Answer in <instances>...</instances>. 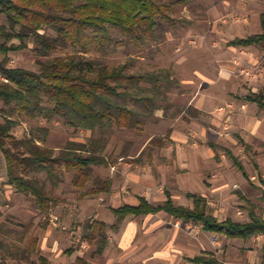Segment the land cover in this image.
Segmentation results:
<instances>
[{
	"label": "trees",
	"instance_id": "obj_1",
	"mask_svg": "<svg viewBox=\"0 0 264 264\" xmlns=\"http://www.w3.org/2000/svg\"><path fill=\"white\" fill-rule=\"evenodd\" d=\"M190 3L191 0H0V11L7 22L0 25V151L6 163V183L34 201L39 213L46 216L45 226L50 222L53 207L65 201L57 190L67 173L75 171L72 183L77 189L92 185L88 195L111 192V182L97 176L94 167L109 165L106 153L117 129H135L157 119L158 109L170 108V92L179 85L174 67L149 69L135 55L111 65L109 57L121 47L138 51L144 47L160 48L176 26L172 17L174 7ZM260 18L261 32L237 37L230 44L264 51V13ZM32 38L42 58L39 70L9 66L10 53L27 49ZM14 39L20 43H14ZM63 48H73L75 52L53 57ZM92 48L98 54H92ZM248 99L264 111V92ZM41 117L59 118L74 129L89 130L92 134L86 142L70 141L59 150L47 145V127L17 136L15 129L23 121ZM151 143L162 144L158 140ZM223 150L240 170H245L231 149ZM257 176L264 184L260 171ZM192 198V207L175 203L170 195L157 206L140 197L137 205L112 207L116 221H86L82 241L95 247L92 256L103 254L110 243V233L120 231L128 216L160 211L175 219L199 223L204 231L229 239L250 241L264 235V216L255 205L249 210V221L220 220L206 198ZM34 226L31 221L18 230L0 221V232L12 239L10 243H0V264H8L9 259L26 264H54L40 253L38 238L29 236ZM68 251H74V247ZM190 261L228 264L209 252ZM86 262L79 257L75 264Z\"/></svg>",
	"mask_w": 264,
	"mask_h": 264
},
{
	"label": "rangeland",
	"instance_id": "obj_2",
	"mask_svg": "<svg viewBox=\"0 0 264 264\" xmlns=\"http://www.w3.org/2000/svg\"><path fill=\"white\" fill-rule=\"evenodd\" d=\"M217 1V8L225 6L223 3L224 0ZM239 1L245 3V8H243L244 6H234L230 10H223L224 8H221L217 10L218 13L214 18L207 14L210 11L206 12L204 9L202 12H199L197 8H193L194 5H177L174 7L172 13L176 26L168 32L167 40L160 44V48L158 47L159 50L155 46L154 48L144 47L143 50L139 51L135 50L134 47H121L117 53L109 57V63L111 65L124 62L129 55L141 57L149 69L174 67L175 62L179 59H181L185 65L179 76H177L176 72L179 85L170 92V103L168 104L170 108L167 111L163 107L158 109L155 113V118L157 119H153L135 129H117L106 153L109 165L95 166L94 170L97 176H100V174H104L105 176L108 172H112V165L114 167L116 166L114 171L117 173L118 170L127 166L125 165L126 163H132L133 158L126 157L121 160L122 153H127L134 148H138L139 150V148L145 146V152H148L152 146H155V144L151 143L152 140L164 141L169 139V128L167 124L159 123L160 119L158 114L160 112L164 111V113H167L173 110L172 112H176L177 117L183 119L187 117V113L192 111L191 108H187L186 106H177L175 102H173V99L176 93L178 95L183 93L187 94L189 85L182 83L181 79L186 81L197 80L192 77L194 74V63L204 59H213V50L209 53L207 52V54L204 53V42L208 43V48L211 47V49L214 48L215 50L219 48L222 52H225L227 50V42L231 40L233 36H248L262 31L258 25V17L264 11V0ZM198 14L202 16L199 17L197 16ZM205 14H207V16H205ZM2 24H7V22L6 16L0 11V25ZM209 34L211 36V41L205 39V35ZM13 42L16 44L20 43L18 39H14ZM35 47L36 44L32 38L29 40V47L27 49L11 52L9 66L24 67L29 70L38 71L40 68L39 60H42V58L38 56ZM206 48L207 47H205V49ZM91 51L92 54H98L95 48H92ZM73 52H75L73 48H63L55 52L53 57L64 56ZM172 63H174L173 66ZM219 63L221 65L224 64L226 67H230L229 65L235 67L233 69V75L223 77L222 83L216 85V87H218L216 90L219 91L218 95L224 98L220 106L234 102L235 108L229 113H221L222 119L219 118V120L224 124L229 123V127H227V129L225 128L226 130L222 128V132L225 133L224 138H216V144L231 149L242 161L250 178L246 177L243 172L238 169L233 159L225 154V151L221 148H217L213 157H208L209 155L204 153L203 158L205 157L206 180L213 178L217 180L221 179L223 189L222 193H217L215 195L211 193L208 197L212 200L214 212L220 220L234 218L238 221L246 222L250 220L249 210L252 204L255 205L256 210L264 216V198L262 197L264 188L257 176L258 168L256 167V162H258L257 151L264 150V147L259 146V144L252 139L249 140L251 143H247L246 134L250 132V127L241 125V120L236 121L237 123L232 121L233 118H236V115L242 113L238 110L242 108L240 106L241 102L249 104L246 99L249 95L254 93L253 90H251L252 88H255L257 93L261 90L264 91V51L258 47H250L245 51L237 49V52L232 56L222 55ZM211 68L212 66L210 70H208V76L212 78L213 70H211ZM197 69L199 72H202L201 69ZM1 79L2 77L0 76V80ZM190 89H192V87ZM241 93H243V95ZM226 94H230V97L228 98ZM175 98H180L183 102L186 96H176ZM206 114L212 116L209 112ZM258 114L260 118H264V111L260 110ZM231 115H233L232 120H230ZM2 120L3 117L0 115V121ZM40 127H47L50 129L47 145L57 148V150L64 148L70 141L86 142L92 134L89 130L74 129L66 125L64 121L59 118L49 120L45 117L25 120L15 129V132L17 136L22 137L24 134L30 133L32 129L35 130ZM196 140H198V138ZM200 141L203 142L202 139ZM164 142L166 143L167 141ZM207 142L208 141L201 144L204 145L203 151L208 148L206 145ZM191 143L194 142L191 141ZM255 148H257V151H255ZM6 174L5 159L0 151V221L18 230H23L24 224L33 221L35 226L29 233V236H35L40 240L44 232L43 228L47 220L46 216L39 213L32 199L26 197L24 194L18 193L13 186L6 183ZM74 175V170L66 174L65 181L57 190V194L63 198L64 194L61 195L60 192L68 193L69 198L71 197L73 199V212L78 215L83 210L81 207H83L85 209V215H81L80 218L75 216V219L72 220L74 224V233L69 231L71 226V221L69 220L67 232L65 231L64 236H70V239L74 242V250L80 251L82 255L89 258L95 247L87 241H82V229L86 221L95 218L94 212L95 208H97V201L91 203L90 207L87 204H82L83 202L81 200L85 197V192H87L92 185L90 184L85 189L77 190L72 183ZM79 193H81L82 196H79ZM241 196H244L245 199ZM81 197L83 198L81 199ZM98 197L99 196H89L86 198L97 199ZM64 199L65 201L53 207L54 215V209L56 210L57 206L70 203V201H67V198ZM108 203L112 204L110 202ZM120 203L121 202H116V204ZM239 212H242V214ZM166 219L168 221L165 220V222L169 224H177L176 220L172 217H167ZM105 220L114 222L113 215L110 213ZM48 225H50V222ZM184 225V223H181L177 227L179 229L184 228L185 233L192 239H199L203 236L207 248L209 249L208 252L215 254L228 264H244L246 262L264 264V252L262 251L264 237L252 238L250 241L229 239L223 234L204 232L202 226L193 221H189L185 226ZM13 238H17V236H13ZM112 238H114V236ZM214 238L217 242L214 241ZM11 240L10 237L0 232V243H10ZM8 264H26V262L9 259ZM73 264H75V262Z\"/></svg>",
	"mask_w": 264,
	"mask_h": 264
},
{
	"label": "crops",
	"instance_id": "obj_3",
	"mask_svg": "<svg viewBox=\"0 0 264 264\" xmlns=\"http://www.w3.org/2000/svg\"><path fill=\"white\" fill-rule=\"evenodd\" d=\"M216 1L191 0V3L186 6L194 5L193 8H197L199 12H202L204 9L206 12L210 11L207 14L213 18L218 13L217 10L221 8H224L223 10H230L234 6H244L243 8H245V3L239 0H224L225 6L217 8L218 1ZM261 14L258 17L260 28ZM197 16L201 17L202 15L198 14ZM237 37L246 36H233L227 42V50L225 52H222L219 48H216V50L214 48L211 49V47L208 48V43H203L204 53L207 54V52L214 51L213 59H204L194 63V74L192 77L197 80L186 81L181 79L182 83L189 85V89L187 94H174L173 99V102L177 106L183 105L191 108L192 111H188L187 117L183 119L177 117L176 112H172L173 110L167 113L163 111L158 114L159 123L167 124L169 128V139L164 140L167 142L158 140L162 144L152 146L148 152H145V146L139 148V150L138 148H134L124 153L125 155L121 156L120 159L122 160L126 157L133 158L132 163H126L125 165L127 166L121 167L122 169L118 170L117 173L114 171L116 166L112 165V172H108L105 176L104 174H100V177L104 180L111 182V192L88 195L86 194L87 191L84 194L85 197H81V199L83 198L81 200L82 204H87L89 207L91 203L97 201V208H95L94 212L95 218L106 221L105 218L111 213L115 222L116 217L112 211V207L117 208L125 204L137 205L140 202V197H145L157 206L162 204L168 198V195L172 197L175 203L191 207L193 206L192 196L204 197L211 211L213 210L212 212L216 216L212 200L208 196L211 193L212 195L222 193V183L221 179L217 180L213 178L206 180V165L203 154L205 153L209 155L208 157H213L217 148L223 150V146L216 144V138H224L225 133L222 132V128L226 130L229 127V123L224 124L219 120V118L222 119L219 106L224 98L218 95L219 91L216 90L218 88L216 85L222 83L223 77L233 75V69L235 68L233 65H229L230 67H226L224 64L221 65L219 62L222 55L232 56L237 52V49L245 51L250 48L231 45L230 42ZM205 39L211 41L210 34L205 35ZM205 47L207 48L205 49ZM173 65L174 63H172ZM184 65L181 59L175 62L174 68L176 69L177 76L181 73ZM211 66V70H213L212 78L208 76V70H210ZM197 68L201 69L203 73L199 72ZM191 87L192 89H190ZM251 90H253V94L257 93L255 88ZM259 92L264 91L261 90ZM241 94L243 95V93ZM182 95L183 97L186 96L183 102L180 98H175ZM226 96L229 98L230 94H226ZM246 100H248L249 104L241 102V105L244 104L246 107L238 109L242 113L236 115V118H233L232 122L241 120V125H244V127L249 126L250 132L246 134L247 143H251L249 140L252 139L259 146L264 147V118H260L258 114L260 107L257 102L251 101L248 98ZM207 112L211 113L212 116L206 114ZM232 117L233 115H231L230 120H232ZM197 138L198 140H196ZM201 139L204 143L208 141L206 144L207 150L203 151L204 145H201L203 143L200 141ZM191 141L194 143H191ZM255 151H257V148H255ZM263 151H257L258 162H256V167L264 178ZM240 171L250 178L246 169L244 170L245 173L243 170ZM262 185L264 188L263 183ZM60 194H64L63 198H67V201H70V203L61 204L57 206L56 210L54 209L57 224L45 226L43 228V235L39 240L40 253L52 260L54 264H73L79 257H84L87 260L86 264H195L190 261L191 258L209 251L203 236L199 239H192L185 233L184 228L179 229L177 227L181 223L186 225L187 222L175 219L165 211H160L140 216H128L120 231L112 232L109 235L110 243L103 254L95 256L91 254L87 258L78 250L70 252L68 250L74 247V242L70 239V236H64V233L67 230L69 220L71 221L69 231L74 233L72 220L75 219V216L80 218L81 215H85V209L81 207L83 209L81 213L75 214L72 210L73 199L69 198L68 193L60 192ZM79 196H82V194L79 193ZM89 196L99 197L97 199L86 198ZM241 197L245 199L244 196ZM116 202L121 203L116 204ZM167 217L175 219L177 224L165 222V220L168 221ZM234 220L238 221L237 219ZM106 222L114 223L113 221ZM113 236L114 238H112ZM259 237H264V235L254 236L253 238Z\"/></svg>",
	"mask_w": 264,
	"mask_h": 264
},
{
	"label": "built area",
	"instance_id": "obj_4",
	"mask_svg": "<svg viewBox=\"0 0 264 264\" xmlns=\"http://www.w3.org/2000/svg\"><path fill=\"white\" fill-rule=\"evenodd\" d=\"M242 108H245L246 106L244 104L241 105ZM235 108L233 103H227L226 105L220 106L219 111L221 113H229L231 111H233ZM240 214H242V212H239ZM49 217H50V224L52 225H56L57 224V220H56V216L54 215L53 211H51L49 213ZM214 241L217 242V240L214 238Z\"/></svg>",
	"mask_w": 264,
	"mask_h": 264
}]
</instances>
